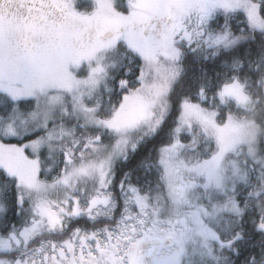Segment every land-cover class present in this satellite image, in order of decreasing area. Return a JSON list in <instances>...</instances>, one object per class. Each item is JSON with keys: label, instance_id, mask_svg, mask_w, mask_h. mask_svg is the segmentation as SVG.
<instances>
[{"label": "snow or ice", "instance_id": "6c2138e0", "mask_svg": "<svg viewBox=\"0 0 264 264\" xmlns=\"http://www.w3.org/2000/svg\"><path fill=\"white\" fill-rule=\"evenodd\" d=\"M0 264H264V0H0Z\"/></svg>", "mask_w": 264, "mask_h": 264}]
</instances>
